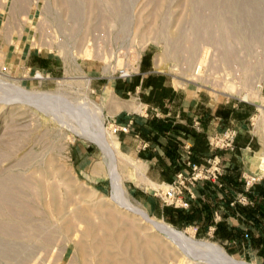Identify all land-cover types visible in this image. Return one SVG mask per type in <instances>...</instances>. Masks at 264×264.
Returning <instances> with one entry per match:
<instances>
[{
    "label": "rangeland",
    "instance_id": "1",
    "mask_svg": "<svg viewBox=\"0 0 264 264\" xmlns=\"http://www.w3.org/2000/svg\"><path fill=\"white\" fill-rule=\"evenodd\" d=\"M200 58L215 79L227 74L235 83L224 91L249 101L245 128L257 163L241 178L244 187L246 177L264 181V0H0V264H209L127 210L124 196L114 198L111 159L86 138L107 129L121 152L116 174L126 195L171 225L131 197L134 187L158 197L166 186L138 184L139 163L109 132L110 85L122 81L110 73L132 65L124 82L150 72L178 93L222 99L167 74ZM38 60L49 68L33 66ZM36 71L49 78L34 79ZM142 93L115 99L141 106L150 99ZM87 148L80 171L78 153ZM171 226L230 253L212 237ZM229 255L259 264L252 254Z\"/></svg>",
    "mask_w": 264,
    "mask_h": 264
},
{
    "label": "crops",
    "instance_id": "2",
    "mask_svg": "<svg viewBox=\"0 0 264 264\" xmlns=\"http://www.w3.org/2000/svg\"><path fill=\"white\" fill-rule=\"evenodd\" d=\"M35 62L32 65L42 69L50 65ZM162 80L159 75L145 72L127 82L110 85L114 98L107 106L112 112L107 119L121 125L131 122L129 133L120 134L119 143L123 154L132 155L140 165L135 166L137 179L141 176L144 183L138 184L147 186L150 181L159 187L167 186L179 173L189 175L187 161L203 165L208 158L218 155L223 169L222 187L210 181L197 182L184 191L186 209L165 206L159 197L147 195L140 187H134L137 190L132 191L131 197L150 214L171 225L192 228L198 235L214 238L232 255L252 254L257 263L264 264V181L246 190L241 178L242 173H251L257 163L253 139L245 128L250 105L226 103L223 99L195 95L190 90L178 93ZM135 91L150 95L149 101L144 100L141 106L133 101L127 108L115 99ZM126 109L133 113L121 114ZM226 128L238 132L234 152L217 151L208 144L212 135ZM78 154L79 169L84 171L90 151L87 148ZM240 194H245L250 204L231 205Z\"/></svg>",
    "mask_w": 264,
    "mask_h": 264
},
{
    "label": "built area",
    "instance_id": "3",
    "mask_svg": "<svg viewBox=\"0 0 264 264\" xmlns=\"http://www.w3.org/2000/svg\"><path fill=\"white\" fill-rule=\"evenodd\" d=\"M131 67L132 65H128L124 68L121 67L116 69L114 72L110 71V74L113 77L112 79L122 81L129 79L133 75ZM207 67L208 64L203 58L196 59L190 67H188L184 61H181L180 63L178 62L177 64L170 65L169 70H167L169 73L167 74L172 77L173 80L180 81L181 83H184V85L193 83L197 86L196 89L198 90L205 89L215 94V96H221L226 103H249V101L242 99L240 96L236 97L223 90V87L226 84L231 83L235 85L234 82H230L231 78L228 77L229 75L226 74L222 80L215 79L216 77L210 75L208 71V69L210 70V67ZM106 72L108 73L109 71L106 69ZM48 78L49 76L43 75V73L39 71H36L34 74V79L44 81ZM254 85L257 88L259 87L261 91V84L255 83ZM106 121L109 123V131L116 137L119 134H127L130 131L131 122L121 125L116 123L112 118H109ZM237 135L238 132L235 128H226L222 132L212 135L208 139V144L212 149L217 151L234 152L236 149ZM186 165L190 169L189 175L179 173L176 175V178L166 186L164 191L161 190L157 194L165 206L186 209L188 203L183 200L184 191L189 190V188L193 187L197 182L210 181L215 183L218 187H222L221 178L223 176V169L221 167V158L218 155L208 158L203 165H197L191 161H187ZM244 180L245 187L248 189L255 184L254 182H256L254 177H246ZM235 203L241 205L250 204L246 196L242 194L238 195L235 202H232L231 205H235Z\"/></svg>",
    "mask_w": 264,
    "mask_h": 264
},
{
    "label": "bare ground",
    "instance_id": "4",
    "mask_svg": "<svg viewBox=\"0 0 264 264\" xmlns=\"http://www.w3.org/2000/svg\"><path fill=\"white\" fill-rule=\"evenodd\" d=\"M90 81H91V79H88V84L90 83ZM223 89H224V87H223ZM40 96H42V95H40ZM133 106L134 105H132V107ZM119 109L120 108H117V110H119ZM132 109H135V106ZM262 109H264V106H262ZM98 110L100 113L101 109L99 108ZM97 115L100 118V115L99 114H97ZM102 123H103V120H102ZM101 125L103 126V124H101ZM92 132H93V134H90V135H88V133H87L86 138L88 137V138H91L94 141H96V143L99 145V147L110 157L111 164L109 167V174L113 178V181H114V198L117 200L118 199L121 200L122 196L125 197L124 202L120 203L121 205H123L130 212L141 217L144 221H146L148 224H150L157 232L161 233L163 236L170 239L171 241H174L175 243H177L178 245L183 247V249L184 248L185 249H191V250H194V251H197L199 253H203L204 255H206L207 256V259L205 261L206 263H209V264H248L246 262L236 260L235 258L230 256L218 244L207 242V241L196 240L195 238L188 236L184 232L175 229L171 225H168L165 222L159 221V220L151 217L143 208H141L140 206H136L133 202H131L130 199L128 198V196L126 195V192L123 188V184L118 179V176L116 174V165L115 164L117 162V158L119 157L118 155L121 154V152L119 150V146L113 140H111V136L109 135L107 129H106V131H105V129H101L98 132H96V134L94 133V131H92ZM81 134L85 135V133H83V132ZM110 134H111V132H110ZM129 161H131V160H129ZM258 168H259L260 172L264 175V156L261 157V163H260ZM135 170H137V169L135 168ZM140 175H142V174H140ZM138 180H140L141 183H144L141 176L138 177ZM146 185L148 186L147 188H149V186H153L154 183L148 181V183Z\"/></svg>",
    "mask_w": 264,
    "mask_h": 264
},
{
    "label": "trees",
    "instance_id": "5",
    "mask_svg": "<svg viewBox=\"0 0 264 264\" xmlns=\"http://www.w3.org/2000/svg\"><path fill=\"white\" fill-rule=\"evenodd\" d=\"M253 187V186H252ZM229 254H231V253H229ZM232 255V254H231Z\"/></svg>",
    "mask_w": 264,
    "mask_h": 264
}]
</instances>
